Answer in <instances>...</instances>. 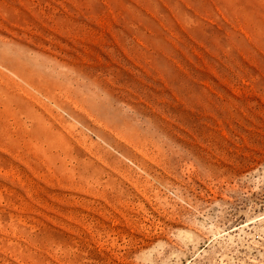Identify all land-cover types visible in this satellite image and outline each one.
<instances>
[{
    "label": "rangeland",
    "instance_id": "rangeland-1",
    "mask_svg": "<svg viewBox=\"0 0 264 264\" xmlns=\"http://www.w3.org/2000/svg\"><path fill=\"white\" fill-rule=\"evenodd\" d=\"M0 264H264V0H0Z\"/></svg>",
    "mask_w": 264,
    "mask_h": 264
}]
</instances>
